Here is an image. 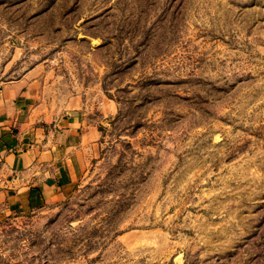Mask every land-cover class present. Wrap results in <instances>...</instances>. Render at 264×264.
Here are the masks:
<instances>
[{"label":"rangeland","instance_id":"1","mask_svg":"<svg viewBox=\"0 0 264 264\" xmlns=\"http://www.w3.org/2000/svg\"><path fill=\"white\" fill-rule=\"evenodd\" d=\"M22 77L82 170L0 211V264H264V0H0Z\"/></svg>","mask_w":264,"mask_h":264},{"label":"crops","instance_id":"2","mask_svg":"<svg viewBox=\"0 0 264 264\" xmlns=\"http://www.w3.org/2000/svg\"><path fill=\"white\" fill-rule=\"evenodd\" d=\"M34 88L24 77L0 86V211L64 195L82 170L86 132L71 118L59 131H42L33 118Z\"/></svg>","mask_w":264,"mask_h":264}]
</instances>
